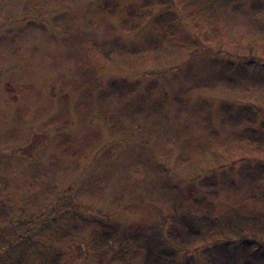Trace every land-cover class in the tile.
I'll list each match as a JSON object with an SVG mask.
<instances>
[{"label": "rangeland", "instance_id": "obj_1", "mask_svg": "<svg viewBox=\"0 0 264 264\" xmlns=\"http://www.w3.org/2000/svg\"><path fill=\"white\" fill-rule=\"evenodd\" d=\"M111 1L117 11L105 8ZM133 5L153 13L130 32ZM161 13L188 28L222 24L223 42L212 45L222 52L186 31L164 34L153 22ZM252 117L264 120V0H0V197L29 211L70 202L68 233L43 244L63 254L60 264H99L79 214L139 224L172 194L257 207L246 194L264 182V157L234 139ZM60 138L86 157L64 154ZM160 173L171 182L152 186ZM21 222H5L4 243L30 226Z\"/></svg>", "mask_w": 264, "mask_h": 264}, {"label": "trees", "instance_id": "obj_2", "mask_svg": "<svg viewBox=\"0 0 264 264\" xmlns=\"http://www.w3.org/2000/svg\"><path fill=\"white\" fill-rule=\"evenodd\" d=\"M105 5L111 11L118 10L114 1ZM125 12L127 18L123 20V26L133 32L152 15L153 10L133 5L126 7ZM184 21L181 16H169L166 13L157 14L153 18L154 24L163 28L166 35H173L177 31L179 34L188 32L195 46L207 49L208 45L213 47L212 45L223 42L225 32L222 24L209 28L195 21L196 25L189 22L188 28V24L185 25L187 19ZM239 42H242L241 37L237 40ZM213 48L222 52L215 46ZM207 101L199 100L202 103L210 101L209 109L213 101ZM245 112L248 116L253 113L249 110ZM205 117L208 120L207 113ZM253 118L241 126L234 139L239 141L238 151L246 149L264 157V120L253 126ZM57 142L68 156L80 155L85 158L87 155L85 150L66 138H60ZM150 157L146 155L147 162L153 161ZM165 166L162 163V174L166 171ZM161 173L150 183L152 186H157L159 182H171L168 173L163 176ZM62 193L64 192L57 195ZM175 196L172 194L173 200L168 206L151 208L147 218L139 224L121 225L110 217H84L79 214V223L84 229L89 228L90 240L97 247L98 263H113L125 259L132 262L136 259L139 264H264V182L256 187L255 192L246 194L247 200L254 202L257 207H250L245 201L222 204L197 196L186 201ZM62 200L67 204L61 206V210L54 208L56 205L51 201L29 211L25 210L24 205L18 206L12 197H0V264H60L63 254L56 249L48 251L46 239L52 236L64 237L68 233L63 221L65 218L70 219L69 211L74 209L66 199L60 198L59 203ZM25 213L27 214L23 217ZM20 218L25 219L21 222ZM5 222L11 227L19 222L30 226H26V230L14 240L4 243L6 237L1 236L9 228ZM45 229L49 234L42 238L41 231ZM51 231L57 233L50 235ZM114 240L122 242V245L108 255L104 250L111 248ZM44 241L46 248L43 246ZM203 242L206 245L197 256L189 254L190 249Z\"/></svg>", "mask_w": 264, "mask_h": 264}]
</instances>
